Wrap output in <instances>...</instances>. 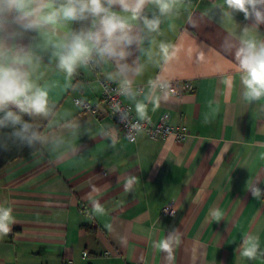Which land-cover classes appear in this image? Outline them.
<instances>
[{
  "label": "crops",
  "instance_id": "crops-1",
  "mask_svg": "<svg viewBox=\"0 0 264 264\" xmlns=\"http://www.w3.org/2000/svg\"><path fill=\"white\" fill-rule=\"evenodd\" d=\"M220 5L221 0H190L177 14L161 18L162 35L150 34L153 52L161 41L176 50L163 69L156 66L158 56L149 61L145 55L148 39L128 48L123 61H98V74L106 78L118 63L127 65V78L143 85L142 93L157 75L191 81L193 91L169 94L156 111L148 105L150 122L165 118L187 133L181 141L174 135L153 140L144 132L134 140L123 136L100 103L101 85L91 65L67 80L54 61L49 63V52L38 47L45 40L40 33L26 32L17 41L43 58L35 75L56 104L51 130L71 141L77 152H65L60 160L38 152L0 170V206L11 207L15 218L11 232L0 235V264L254 263L237 249L248 233L259 237L261 251L264 246V198L254 199L247 189L249 183L264 190V99H243L231 47L253 21L242 13L222 20ZM113 10L128 19L137 35H149L130 11ZM153 14L152 5L145 7L143 15ZM253 32L264 37V24ZM140 66L143 71L136 74ZM78 97L98 111H83ZM125 101L135 112V101ZM73 120L80 126L75 135L63 127ZM36 123L49 130L48 121ZM101 128L115 130V144L98 135ZM129 176L136 181L125 191ZM92 200L100 202L103 214L92 211ZM168 205L171 214L163 213ZM214 210L222 213L219 221ZM173 230L178 240L170 254L153 246Z\"/></svg>",
  "mask_w": 264,
  "mask_h": 264
},
{
  "label": "clouds",
  "instance_id": "clouds-1",
  "mask_svg": "<svg viewBox=\"0 0 264 264\" xmlns=\"http://www.w3.org/2000/svg\"><path fill=\"white\" fill-rule=\"evenodd\" d=\"M190 0H0V130L12 131L2 139L12 140L20 146L30 149V154L48 152L58 160L67 154L75 155L77 148L63 136L54 135L51 127L57 116L56 104L50 98L49 89L38 82L36 70L42 65L43 58L36 54L31 46L18 44L26 32H38L44 38V44L38 47L49 52V63L65 74L67 80L80 68L95 66L98 61L110 63L123 61L129 55L127 51L133 44H143L149 40L150 47L145 50L149 61L153 56L159 57L156 66L163 69L175 57V46L168 42H159L158 52H153L154 41L150 34L162 35V17L177 14L181 6L187 7ZM152 5L157 14L151 18L143 15L145 7ZM119 6L130 11L133 17L142 20L148 36L134 32V26L128 19L114 11ZM222 20H233L236 13H242L245 20H252L251 27L245 26L238 36L233 38L232 54L240 70V83L243 86L242 97L245 101L255 102L264 99V37L253 32L264 24V0H221ZM89 22V26L72 28L74 24ZM228 39L226 38V41ZM115 73H108L107 79L117 82V94L126 100L135 101V112L139 121H149L148 105L156 111L162 101H167L170 83L157 75L149 79L148 91L141 93L133 87L132 80L127 78L125 64L118 63ZM143 71V66L136 69V74ZM228 82L232 77L227 78ZM67 87V86H66ZM143 95V100L137 97ZM15 109V110H13ZM115 112H122L120 104H113ZM28 116L30 120H25ZM48 121L49 130L42 131L36 121ZM127 119L123 114L121 122ZM78 134L79 124L70 121L63 125ZM135 133L143 130L141 123L131 124ZM98 135L109 137L112 144L117 141L115 130L100 129ZM131 135V133L129 134ZM7 149V143L0 144ZM136 178L129 176L124 190L130 191ZM247 189L254 199L264 196L259 187L247 183ZM92 211L103 214L104 208L98 200H92ZM12 208L0 206V235H7L12 230L15 218ZM213 218L220 220L219 210L212 212ZM178 240L177 230L162 238L153 246L171 253L173 243ZM240 255L248 260H255L260 250L259 237L248 233L242 238L237 249Z\"/></svg>",
  "mask_w": 264,
  "mask_h": 264
},
{
  "label": "built area",
  "instance_id": "built-area-1",
  "mask_svg": "<svg viewBox=\"0 0 264 264\" xmlns=\"http://www.w3.org/2000/svg\"><path fill=\"white\" fill-rule=\"evenodd\" d=\"M93 71L96 73L97 81L101 85V95L100 103L104 106L106 111L110 113L123 136L128 139L134 140L139 133H135L130 127L131 124L141 123L143 125V130L153 140L165 139L170 135H174L178 141L184 140L187 138V133L184 131L176 130L172 125L166 122L165 118H162L157 123L152 124L149 121H139L136 113L133 110V107L130 103L125 101V98L117 94L116 89L119 87V84L114 81L108 80L106 77L99 75L100 65L98 62L95 63V66H91ZM170 83V92L169 94L177 97H181L187 92L194 90V85L191 81L188 80H168ZM135 89L141 93L145 89L143 85L135 86ZM77 106H79L83 111L96 113L98 107L91 104L87 99L83 97H78L75 99ZM118 103L122 108V112H115L113 110V104ZM123 114H127V119L121 122V117ZM131 133V135H129ZM141 133V132H140ZM174 212L173 206L168 205L164 207L163 213L171 214ZM108 254V253H106ZM86 255V253H85Z\"/></svg>",
  "mask_w": 264,
  "mask_h": 264
},
{
  "label": "trees",
  "instance_id": "trees-1",
  "mask_svg": "<svg viewBox=\"0 0 264 264\" xmlns=\"http://www.w3.org/2000/svg\"><path fill=\"white\" fill-rule=\"evenodd\" d=\"M89 26V22L85 21L80 24L72 25V28H80ZM15 110V109H13ZM25 120H30L28 116L24 117ZM11 129H3L0 130V144L7 143V149L4 147H0V170L7 165L8 163L16 160L23 159L32 156L30 154V149L27 147H23L13 142L12 140L2 139L7 137V135L11 132ZM264 191V190H263ZM264 198V196H262ZM87 227V226H86Z\"/></svg>",
  "mask_w": 264,
  "mask_h": 264
},
{
  "label": "rangeland",
  "instance_id": "rangeland-1",
  "mask_svg": "<svg viewBox=\"0 0 264 264\" xmlns=\"http://www.w3.org/2000/svg\"><path fill=\"white\" fill-rule=\"evenodd\" d=\"M262 251H264V246L262 247ZM253 264H264V256L258 255Z\"/></svg>",
  "mask_w": 264,
  "mask_h": 264
}]
</instances>
